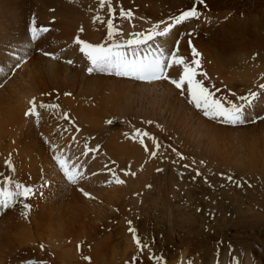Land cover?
I'll list each match as a JSON object with an SVG mask.
<instances>
[{
	"label": "bare ground",
	"instance_id": "bare-ground-1",
	"mask_svg": "<svg viewBox=\"0 0 264 264\" xmlns=\"http://www.w3.org/2000/svg\"><path fill=\"white\" fill-rule=\"evenodd\" d=\"M66 1L0 0V198L4 197L3 192L6 189L13 193L15 203L14 194L17 192L16 184L18 183L31 186L35 190L28 200L23 199V204H29L30 208L28 213L22 214L14 225L20 228L10 227L4 230L11 223L16 212L14 211V214H2L14 203L4 209L1 214L0 264H26L25 261L29 259H25L21 263L18 260L20 256H23L24 253H27V258L34 254L38 256L37 254L41 253V247L42 250H47L50 246L53 247V251L61 249L60 256L64 258L73 254L76 249L75 243H82L83 241L93 243L91 249L93 264H96L100 259L107 260L111 264H123L126 260L138 258L135 257L138 255L134 256V252L138 250L136 248L139 246L136 243L132 244V237L130 238L132 232L129 231L128 233L125 228L120 227V232L110 231L105 235L104 232H100L102 231L100 228H90V224H94L91 214L101 218L102 227L105 225L112 227L111 222L118 219L119 225H124L123 223L126 221L121 220L120 215L129 214L132 210H135L134 217L132 216L135 220L140 216L156 218L155 215L166 214L169 217L168 235L170 237L174 234L175 228L181 229V224L184 226L183 223L178 225L179 223L173 222L175 198L163 196L166 199L160 198L154 202L159 208L156 209L154 204L149 206L148 202L150 201L148 200L152 199L151 196H143L150 192L148 189L151 188H147L148 182V185L143 184V195L140 196V192L136 193L134 199L137 197V202L130 203L132 199L129 198L128 194L130 188L134 190V185L130 179L131 175L128 172V175H125V169H131L135 164H142L144 161L146 163V160H142L144 153L140 145L132 142V133L124 131V127H127L129 122L123 120L120 125L116 123V119L111 124L108 121H111V114L128 116L129 113H126V110L131 108L129 104H133L135 101L141 102L142 99L144 100V95L148 93L161 99L165 98V102H170L169 98H172L174 103L178 105L183 104L184 100H188V98L179 97L178 94L182 90L176 89L171 83L169 84L163 79L131 83L101 76L97 71L88 73V65L86 69L83 68L85 56L75 45L74 38L80 36L83 39H94V28L98 29L95 23L98 19L93 21L95 14L104 13L109 7H119V12L126 10L132 22V28L122 31V35L129 33V35L141 34L143 36L151 32L155 25L160 24L162 29L167 25L166 23L177 17L179 12L195 6L197 10L202 11L198 19L190 18L182 25L173 26L171 30L173 32L169 35L157 36L153 40L147 41L146 45H140L130 51L141 55L152 54L161 45L157 39L160 38L165 49H172L179 41L178 55H189V49L182 45V42L191 40L197 54V58L194 59L198 60L199 67L206 70L209 76L216 80L221 78L222 83L234 90L235 102L238 104L240 103L238 97L247 96L246 90L248 88L258 89L256 74L260 71L264 72V0H205L204 4H200L199 0H104L103 6L101 0H90L93 6L89 5L87 8L91 11H89V18L84 15L87 12L84 11L85 8L81 2V6L84 8V10L81 8L83 14L71 11L69 5L65 3ZM5 4L7 5L6 9ZM105 16L106 24L110 19H107V15ZM119 21L122 23L115 22L117 29L127 26L125 19L119 18ZM101 24L104 25L102 22ZM25 25L35 28L43 25L48 31L46 33L37 32L39 39L35 51L38 49V56L33 54V57L31 56L5 84L4 78L17 64L18 59L22 56L25 57V51L32 46V41L27 45L23 41L25 40L24 37H21L22 40L16 38L25 34ZM97 25L99 26V23ZM81 28H83L82 32L80 31ZM181 32H184V40L180 42L181 37L178 35ZM99 36L102 38L103 35L99 34ZM171 36L176 37V41L170 48L168 38ZM91 44L96 45V43ZM12 50L16 52H10ZM45 52L55 54L59 59L45 56ZM223 57H235L238 61L225 62ZM70 59H74L75 66L66 63ZM184 66L187 65L174 66L170 69V77L176 79L175 74L182 72ZM240 70H249L248 77L236 73ZM258 82L264 84V73L259 77ZM108 84H112L113 87L116 86L121 91L126 89V93H137V96L132 95L128 99L131 103L129 101L121 102V99L115 95L112 86H109L112 87L109 90L105 88ZM133 86L138 87V90H133ZM107 93H111L112 97ZM33 99H35L37 106L44 102L57 107L37 108L39 115L34 116L35 118L25 116L24 112L29 109V102ZM262 104H264V98L256 96L255 100L247 105L248 113L257 108L264 110ZM171 110L174 118H176L178 110L173 107ZM162 113L164 112L162 111ZM180 113L184 116L182 110ZM65 115L68 117L67 120ZM32 119L33 122L31 123L30 120ZM198 121L201 124H206L200 119ZM117 124L123 128L120 129ZM116 127L120 130L114 132ZM141 132L144 133L142 130ZM86 139L90 140L86 141ZM20 142L21 148L18 146ZM90 149L96 151H89ZM85 152L88 154L85 155ZM54 155H61V158L71 157L70 163L77 165L78 171L82 175L75 184L67 182L64 178L53 160ZM99 158H101V164L98 166ZM6 161L11 162V168ZM145 166L143 165V167ZM114 167L121 168L118 169L120 172L116 173L121 180L127 178V184H119L120 186H118L117 183V188H115L116 184H105L100 188L95 184L97 189L94 192L98 195L87 192L88 184L91 185L90 179L94 181L91 177L97 175L94 173L96 170L106 168L110 171ZM143 170L145 171V169ZM90 173L95 174V176L90 175ZM139 176L140 178L143 177L142 175ZM6 180L8 181L7 184L5 183ZM47 182L48 186H46ZM100 182L97 184L99 185ZM101 183L103 184V182ZM71 186L82 190L83 193L87 192L91 198L93 195L98 196V204L89 201V198L80 197V193ZM125 194L126 197L122 198ZM72 199H77V202H72ZM80 204L83 205V208ZM114 207L119 209L118 212H115ZM160 207L164 210H160ZM165 207H167L166 210ZM151 218L146 219V223ZM152 220L157 221L158 218ZM257 221L250 220L251 225L247 222L249 228L255 230L256 224L254 222ZM129 222L135 228V233H138L140 226L137 221L133 222L134 224L130 220ZM225 226L226 228H221L223 232L231 229V226H238L239 230L235 229L233 233L235 241L227 239L225 240L227 244L223 247L216 246L211 236L208 237L209 234L201 230L203 229L202 226L198 232L192 231L191 233L189 230L191 235L185 234L182 230L184 236L182 238L176 237L177 251L164 249L161 252L152 253V260L149 261L143 257L145 260L140 262L141 264H264L261 256L263 254L256 255L253 251L256 243L250 245L239 240L241 235H246L244 233L247 225L244 219L238 218L232 222L228 219ZM118 228L116 227V229ZM254 230L253 233H255ZM151 234L148 235L153 242ZM101 236H103L102 239ZM120 244H122V248H119ZM148 246L155 249V244ZM21 248L27 250H20ZM142 249L144 248L142 247ZM129 253L130 256L127 257ZM33 261L31 260L28 264Z\"/></svg>",
	"mask_w": 264,
	"mask_h": 264
},
{
	"label": "rangeland",
	"instance_id": "rangeland-1",
	"mask_svg": "<svg viewBox=\"0 0 264 264\" xmlns=\"http://www.w3.org/2000/svg\"><path fill=\"white\" fill-rule=\"evenodd\" d=\"M89 1L90 0H80V1L79 0H67L65 3L69 5V9L71 11H74L79 14H83L82 11L85 8L84 11L87 13H84V15L89 18L90 10H88L87 8H89V5L93 6V4L91 3L92 1L90 2ZM80 2L82 3V6H84V8L81 6ZM4 7L6 9L7 5L5 4ZM118 8L119 7H115V8L111 7L112 9L111 14H109V11H108L109 8H107V10L104 11V13L101 12L102 15L99 12V14L98 13L95 14V17H101L103 16V14L107 15V19L108 18L110 19L108 23L111 22L112 24L111 29L114 28L113 30H115L117 29L115 22L117 21L118 15L120 13L118 11ZM201 12H202L201 10H198L199 14ZM93 21L95 22L96 20L93 19ZM97 21H100V20L98 19ZM101 22L104 25H107V26L109 25L108 23L105 24V22H107L106 16L100 22H95L96 27H98V29L94 28L95 29V34H93L94 39L92 40L91 38L83 39L80 36H78L77 38H80L84 42H87V43H96V44L103 45L105 41L101 40V36H99V34L103 35L102 33H100V31L102 30L100 29L102 25V24L100 25ZM125 22H126V19H125ZM97 23H99L100 27L97 25ZM26 25L28 26V24ZM201 25L204 26V24H201ZM27 26L25 27V31H24L25 34L16 37L17 39H21V37H24L25 40L23 41L27 45L32 41V46L27 51H25V54L28 53L29 55L25 56V59L21 63V66L24 63H26L31 58V56L33 57V54H35L36 56H38L39 54L38 49L35 51L36 46L38 44L39 36L37 35L36 39L33 40L29 32L30 27H27ZM41 27L44 28L45 26L39 25L38 27H36L37 32L46 33L44 31H39ZM123 28H120L119 33H116V34L117 35L122 34ZM193 28H194V25H193ZM261 34H263V31H261ZM182 35H184V33ZM124 36H129V33ZM178 36L181 37V34ZM157 39L159 40L160 44L163 43V41H161L160 38H157ZM168 39H169V47L171 48L173 43L176 41V37L171 36ZM182 40L184 39L181 38L180 42ZM154 45H157V44H154ZM182 45H185V41L182 42ZM10 52H16V51L12 50ZM182 56L184 58V65H190L191 57L189 55H182ZM196 56L197 54L194 52V58H197ZM20 58L18 59V61L20 60ZM223 60L225 62L238 61V59L235 57H232V58L223 57ZM21 66L18 68L15 67V65L13 66L9 74L4 78L5 84L13 77V75L21 68ZM199 69L203 71L202 74L204 75L197 74L196 78L199 79L200 83L205 87L206 91L211 92L213 89L217 88V92L212 93L214 97L218 96L223 101L230 100V101L235 102V98H234L235 91L232 89H229L224 83H222L221 78L216 80L215 78L209 76L208 72L204 70L203 68L199 67ZM181 73L182 72L176 73L175 74L176 78H178L179 74ZM236 73L243 74L247 78L249 70H240V71H236ZM263 73L264 72L260 71L259 73L256 74V81H257L258 89L248 88L246 90L248 94L249 92H256L257 97L261 98L262 96L264 98V92L262 89L259 88V85L261 84L258 82L259 77ZM104 76L108 78L119 79V78L111 77L109 75H104ZM119 80L128 81L131 83L134 82V81L125 80V79H119ZM109 86L113 87L112 84L111 85L108 84L106 85L105 88L108 90L111 89L112 87L110 88ZM137 88L138 87L136 86L132 87L133 90H138ZM113 90L115 91V95L118 96L119 99H121L120 101L125 102V103L129 101L128 99H130L132 95L137 94L133 92L126 93L125 91L126 89L121 91L116 86L113 87ZM228 92L232 93V95H228ZM182 93L186 95V90L179 92L180 95L178 94V96L179 97L182 96L181 95ZM107 94L111 96V93H107ZM169 99H170V102H165L166 100L165 98L161 99L158 96H152L151 93H148L147 95H144V100L142 99L141 102L135 101L136 103L134 102L133 104H129V107L131 108H128L126 110V113L127 112L129 113L128 115L129 117L127 115L122 116L120 114H115V115L111 114V116L112 117L115 116L114 118H116L117 116L116 120L118 121L125 117L124 122H129L126 125L127 127H124V131H126L127 133L133 134L134 130L136 129L135 126L132 124V121L130 120V117H131L135 121L141 120L142 122L148 123L149 125H151V127H149L150 129H152L151 133L156 135L155 138L149 139V143L147 144L148 153H146L144 146L140 142L142 139L141 137L145 139V136H140V141H138L141 147V150L144 153V157H145V158L143 157L142 160L143 161L146 160V163L144 161V163L142 164H135L134 166L131 167V169H125V172H128L131 175L130 179L132 180L133 185H134V188H133L134 190H131L132 188H130V192L128 194L129 198L131 197L130 199H132L130 203L137 202L138 199L137 197L134 199L135 197L134 195H137L140 192V196H142L143 189H144L143 186L148 185L149 183L147 188H151L150 190L148 189V192L149 191L150 192L148 194L146 193L145 195H143V196H151L152 199L148 200L150 201L148 202V204H150L149 206H152V204H154V202L156 200H159L160 198H163V199L171 198V197L175 198L174 200L175 206L173 207V214L175 215L173 216V222L179 223L178 225L183 223L184 226H182L181 224L180 225L181 229L179 227L175 228L174 234H172V237H170L168 235L169 217L166 214L155 215L154 217L156 218H151L150 216H145V217L140 216L139 218L137 217L138 220L137 218L135 220L133 218L134 217L133 214L135 213V210H132L129 214H125L123 216L122 214L120 215L121 216L120 219L124 220V222L126 221V223H123L124 225H119L118 223L119 219H118L114 222H111L112 227H106L105 225L104 226L105 228L101 226L102 224L100 221L101 218H98V216L94 217L91 214V218H92V221H94V224H90V228L92 227L100 228L102 230L100 232L102 233L104 232L105 235H107L108 232L110 231L120 232L121 228H125V230L129 233L130 227L132 229H135L132 227V224H129V220L132 221V223L133 222L135 223L137 221L138 225L140 226V228L138 227L140 231V232L138 231V233H140V235L142 234V235L148 236V238H150L148 234L152 233L153 234V235L151 234V237L153 238L152 241L154 243L156 242V245H155L156 250L152 246L150 247L148 246L147 248H144V249H142V247L139 246V248L138 247L136 248L138 250L134 252V256L138 255V256H135L138 258L134 260H128V261L126 260L127 263L126 261L124 262L125 264H130V263L131 264H139V263L141 264L140 261L145 260L143 259V257H146V260L147 259L149 261L152 260L151 259L153 258L152 253L161 252L164 249H167L168 251H172V250L177 251L178 247H177L176 237L182 238L184 236V233L191 235L192 231L198 232V230L201 229L202 226H203V229L201 230L204 233L209 234L208 237L211 236L213 243H215L216 246L220 245L221 247H223L227 244L225 240L228 239L231 241H235L233 239L235 238L233 236V233L235 229L236 230H239V229L237 228L238 226H231V229H227V231L223 232L221 228H226L225 225L227 224L228 219L230 220V222H232L238 218H242L246 221V225H247L246 231L244 233L246 235H241L240 236L241 238H239V240L245 241L247 244H250V245H253L254 243H256L255 247H253L254 248L253 251H255L254 253L256 255L263 254L261 256H262V260L264 263V117L259 118L256 122H253V121L250 122V120L264 113V110L261 107L262 110L258 108L252 109L251 112L248 113L247 111L248 107H247L246 117H247L248 123L232 126V125L222 124L219 121L210 120L209 118H206V117H202L200 115V112L202 111L197 108L194 109V106L191 105V103L189 102V99L184 100L185 102L181 105L175 104L172 98H169ZM241 103L242 102L240 101L239 104ZM166 105H169V107L165 108ZM172 107L178 110V116L176 118H174V114L172 110L170 111ZM180 110H182L184 116L181 115ZM162 111L164 113H162ZM96 112L98 114V111ZM32 118H35V117L32 116ZM197 118L205 122L206 124L199 123ZM30 122L32 123L33 119L30 120ZM117 125L119 126L120 129L123 128L119 124ZM119 128L116 127L114 132L117 130H120ZM141 130L144 131V128L140 129L139 132H141ZM216 137L218 138V140ZM155 141H157L158 145L160 146L158 150L156 149ZM164 141L167 143V145L165 144ZM168 144H170V147L168 146ZM18 146L19 148H21V142L18 143ZM151 151H157V155L156 156L151 155L150 158L147 159L148 154ZM172 160L174 161L173 163L171 162ZM100 164H101V158H99L98 160V166ZM143 165H146V166L143 167ZM185 165H187L188 167L186 168ZM114 168L110 169V171L109 169H106V168L105 169L103 168L101 170L98 169L94 172L95 174H97L96 176L95 174L90 173V175L95 176V177H91L93 178L95 182L90 179L91 185L88 184L89 188H87V192L88 193L92 192V193H95V195H98L96 192H94V190L97 189V187L100 188L102 185H105V184L115 185L116 184L115 188H117L118 186H120L119 184H123V185L127 184L126 183L127 178H126L122 180L123 183H118V186H117V183L115 182V179L113 178V175H112L113 173H110L111 171H114L115 169H117V168L115 169ZM157 168L160 171H158ZM118 169L114 173H115V176L120 179L118 175L120 171ZM143 169H145V171ZM102 171L103 173L100 174V172ZM197 172L200 173L199 176H197ZM138 174L142 175L143 177L140 178ZM101 176H104V177H101ZM144 177H147V178L145 179ZM229 177H231V179H229ZM130 179H129V182H130ZM100 181L103 182V184ZM98 182H100L99 185L97 184ZM95 184L97 187L95 186ZM46 186H48V182L46 183ZM75 190L80 193V197L82 198L85 197L84 199L89 198L88 199L89 201L91 200L93 203L98 204V198H99L98 196L93 195L92 196L93 198H91L89 196L91 194L90 193L88 195L89 197H87L84 195V193L81 190H78L76 188ZM132 192H133V195H132ZM163 196L164 197L166 196V198H164ZM15 197H16V202L13 204V206L7 209L2 214V215L9 214V213L14 214V211L16 212L13 220L7 227L4 228V230H7L10 227L20 228V227H15L14 225L17 223L18 219L20 218L22 214H24L25 212L28 213V210H25L23 207V198L18 195L17 196L15 195ZM125 197H126V194L122 198H125ZM72 202L74 203L77 202V199H72ZM154 205L156 209L159 208L157 207L156 204ZM80 206L83 208V205L80 204ZM115 208L117 207H114L115 212H118L119 209L118 208L115 209ZM166 208L167 207H165V210ZM160 210H164V209H161L160 207ZM148 218H151V220H149L146 223V219ZM157 218H158L157 221L152 220V219H157ZM250 220L252 221L258 220L257 222H254V224H256V227H254L255 230L253 228H249ZM183 221L186 222L187 224L184 223ZM259 221H260V224H259ZM126 224H128L129 226ZM116 227H119V228L116 229ZM182 230L184 231V233ZM189 230H191L190 231L191 233L189 232ZM253 230L255 233H253ZM102 233L101 235L104 236V234ZM135 234L138 237H140V235L137 234V232ZM103 236H101L100 238L102 239ZM131 237H133V234L130 235V238ZM223 237L226 239H224ZM131 240L133 241V242L131 241L132 244H135V241L133 240V238H131ZM85 243L86 241H83L82 243H75L76 249L74 250L73 254H71L70 256H66L64 258L60 256L61 249H57L53 251L52 250L53 247L50 246L47 250H42V247H41L40 248L41 253H38L37 254L38 256H36V254L32 255V257H29L28 258L29 260L25 261V263L28 264V262H30L31 260H34L32 262L33 264H93V259H91L92 258L91 249H92L93 243H88V242L86 244ZM142 244L144 243L142 242ZM175 247L177 248L175 249ZM119 248H122V244L119 245ZM20 250H27V249L21 248ZM26 254L27 253H24L23 256L19 257L18 260L21 263H23V260L27 258ZM128 256H130V253L129 255L127 254V257ZM32 263H29V264H32ZM96 264H111V263L107 260L100 259L97 261ZM153 264H156V263H153Z\"/></svg>",
	"mask_w": 264,
	"mask_h": 264
},
{
	"label": "snow or ice",
	"instance_id": "snow-or-ice-1",
	"mask_svg": "<svg viewBox=\"0 0 264 264\" xmlns=\"http://www.w3.org/2000/svg\"><path fill=\"white\" fill-rule=\"evenodd\" d=\"M205 0H199L200 4H204ZM104 0H101V5L103 6ZM109 14H111V7L108 9ZM120 15H125V13L121 12ZM199 13L195 6H193L188 11L182 12L179 16L174 18L175 24H180L190 18L199 17ZM99 19V17H94V20ZM163 24V22H161ZM109 29L112 28L111 22H109ZM173 28V23H168L166 26L162 27L161 25H155L153 30L149 32L147 35L135 34V39H128L125 42H117L111 46H104L101 44L93 45L91 43L84 42L80 38H74V43L78 46L79 51L86 57L87 61L90 63V66L87 68L88 73H92L94 71L97 72H114L116 76L119 77H131L138 81H158V80H169L171 84L175 86L176 89L185 90L186 95L189 99V102L192 103L195 108L202 111L203 115L210 120L219 121L222 124L227 125H242L248 122L246 117V107L251 104L256 96V92H249L247 96H239L238 100H240L241 104H236L233 101H221L220 99L213 98L212 92L206 91L205 87L200 83L199 79H197V71L199 69V62L193 60L190 65L184 66L182 73L179 74L178 79L170 78V69L174 66L184 65V58L178 55V45L179 41L176 42V46L172 49H165L163 43L156 48V51L152 54L141 55L130 51L131 49L138 47L141 44L146 43L147 41L153 40L155 37H165L167 36ZM39 31H48L47 28H40ZM83 31V28L80 29ZM29 32L31 34V38L33 40L37 37V29L35 27L29 28ZM109 36H113L114 33L109 31ZM29 55L28 53L25 56ZM45 56H49L52 59H59L58 56L51 53H44ZM25 57H21L15 67H20L21 63L24 61ZM68 63H72L71 60ZM204 75V74H201ZM259 88L264 90V84L259 85ZM30 107L28 111L25 113L28 116H38L39 109H47L57 107L53 104H48L41 102L37 106L35 103V99L29 102ZM227 104V106H225ZM65 119L68 117L65 115ZM108 123H112V121H108ZM137 136H147V133H140L137 130ZM142 144L144 143L143 139L140 141ZM159 145H156V149H159ZM148 150L147 148L145 149ZM89 151H96L95 149H90ZM85 155L88 153L85 152ZM152 156L157 155V151L151 152ZM183 158V157H181ZM54 162L58 165L60 171L62 172L64 178H66L67 182L75 184L78 178L81 177V173L78 171V167L75 163H70L71 157L61 158V155L53 156ZM9 168H11V162L6 161ZM187 168L188 166L185 165ZM159 171V169H158ZM134 174V173H133ZM125 175H128L125 172ZM200 173L197 172V176ZM113 178L116 183H123L118 177L115 176L113 171ZM231 179V177H229ZM7 184L8 181L6 180ZM17 192L15 195L22 197L24 200H28L32 194H34V189L31 186H25L23 184H16ZM82 191V190H81ZM85 196L89 194L84 192ZM4 207H10L13 201V193L8 192L6 189L3 192ZM25 210L30 208V205L27 203L23 204ZM27 213L25 212V215ZM131 224V222H129ZM130 232L133 233V240L135 243L140 246L142 244L139 237L135 234V229L130 228ZM143 248H147L148 244L144 243L142 245ZM87 259V258H85Z\"/></svg>",
	"mask_w": 264,
	"mask_h": 264
}]
</instances>
